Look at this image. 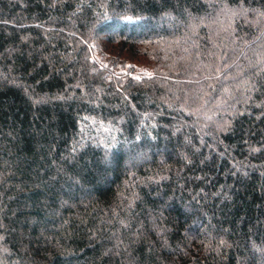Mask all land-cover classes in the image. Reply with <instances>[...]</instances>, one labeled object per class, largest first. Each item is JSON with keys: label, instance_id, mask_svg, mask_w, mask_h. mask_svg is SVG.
<instances>
[{"label": "trees", "instance_id": "16d2710c", "mask_svg": "<svg viewBox=\"0 0 264 264\" xmlns=\"http://www.w3.org/2000/svg\"><path fill=\"white\" fill-rule=\"evenodd\" d=\"M0 264H264V0H0Z\"/></svg>", "mask_w": 264, "mask_h": 264}]
</instances>
